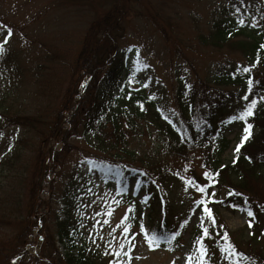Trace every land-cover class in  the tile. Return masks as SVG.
Returning a JSON list of instances; mask_svg holds the SVG:
<instances>
[{
    "label": "rangeland",
    "instance_id": "1",
    "mask_svg": "<svg viewBox=\"0 0 264 264\" xmlns=\"http://www.w3.org/2000/svg\"><path fill=\"white\" fill-rule=\"evenodd\" d=\"M231 1H128L126 10L129 16L122 23L119 46L129 51L128 63L137 83L129 86L128 79L123 85L160 101L162 106L160 114L154 109L146 112L140 122V135L129 138L125 148L134 155L133 165L142 168L147 163L156 162L158 167L177 176V180L168 181L167 187L160 191L165 202L162 203L164 214L176 223L174 229L177 227L179 238L176 242L150 247L145 240V232L149 233L152 228L148 224L149 209L144 202L145 187H138L137 177H130L125 189L119 192L114 183L100 179L93 187H87L82 225L73 238L75 247L83 244L89 247L101 256L102 264H114L113 248H118L121 243L124 244L121 253L131 246L130 260L123 254L119 257L123 264H189V257L191 264H199L201 253L197 249L202 238L203 210L194 201L201 199L203 194L196 191L190 180L198 183L202 175V154L195 152L191 162L171 157L155 158V154L161 151L160 139L171 127L166 118L178 114L174 103L178 88L186 87L197 79L208 80L219 65L244 63L239 51L226 45L218 50L207 41L213 31V22L220 16L218 9ZM257 1L264 0H243V4ZM97 14V7L79 0H0V40L7 34L2 22L13 26L5 51L0 54V100L5 99L1 102V110H6L3 115L0 113V252L8 247L23 224L30 225L31 222L32 227L24 250L7 264H62L60 259L68 253L70 244L59 242L54 235L56 222L63 220L59 201L53 203L51 211L45 209L49 186L62 171L56 168L54 173L45 172L37 193L41 207L36 217H28L27 214L31 205L29 189L37 157L44 148L42 141L50 134L57 113L62 110L70 81L69 68L80 55L87 29ZM147 16L158 24L153 25ZM155 26H162L165 35ZM134 60L138 63L134 64ZM87 80L84 78L83 86ZM82 91L79 89V96ZM78 99L75 98L76 101ZM243 100H246L245 95L230 102L218 118V131L229 142L228 149L221 156L223 163L230 162L235 156L236 145L244 135L243 126L236 120H230L236 109L243 105ZM71 113L63 114L66 119L60 126L61 130L68 129L66 122ZM9 118L16 124L7 122ZM105 131H110L109 122ZM70 143V154L62 158L64 176L80 168L89 154L104 156L86 135L81 140L72 139ZM60 147L55 139L45 144L46 151H59ZM82 173L85 176L87 171L82 169ZM216 192L214 187H208L206 200L211 201ZM129 207L131 212H128ZM216 211L230 233L241 232L244 240L254 237L264 254V220L258 218V222L251 223L244 209L216 207ZM44 216L46 228L41 227ZM184 217L187 223L183 225L180 223ZM140 221L147 223L145 232L140 230ZM151 222L156 224L157 219L151 218ZM126 227L128 233L125 234L123 230ZM109 243L112 247L108 246ZM75 250L72 251L75 253ZM207 260L204 258L203 264H208ZM210 264L231 263L215 250ZM245 264L264 263L248 261Z\"/></svg>",
    "mask_w": 264,
    "mask_h": 264
},
{
    "label": "trees",
    "instance_id": "2",
    "mask_svg": "<svg viewBox=\"0 0 264 264\" xmlns=\"http://www.w3.org/2000/svg\"><path fill=\"white\" fill-rule=\"evenodd\" d=\"M79 1L97 7L98 14L87 29L80 55L69 68L70 81L65 90L62 110L57 113L50 134L42 141L44 148L39 152L35 164L29 189L31 205L27 214L28 217H36L41 207L37 193L45 172L54 173L56 168H60L62 173L58 174L56 181L51 182L45 205V209L49 211L53 203L59 201L61 205L63 220L56 222L54 235L59 242L66 241L70 246L68 253L60 261L62 264H102L101 256L89 247L84 244L78 248L74 246L73 237L82 225L81 215L83 204L87 200V187H93L94 183L102 179L114 183L121 192L125 189L128 178L137 177V186L145 187L144 201L149 209L148 224L152 225L149 233L161 236L159 242L168 243L176 242L179 236L176 234L177 227L174 229L176 223L164 214V198L160 190L167 187L168 181L177 180V176L167 173L156 162L147 163L142 168L133 165L134 155L125 148L129 138L140 135V122L146 112L154 109L160 114L162 106L160 101L145 96L139 90L131 91L123 85L130 76L135 77L128 63L129 51L119 46L123 33L122 23L129 16L126 10L129 0ZM234 5L240 7L241 1L232 0L230 4L218 9L220 16L213 22V31L207 41L218 50L226 45L239 51L244 63L227 62L219 65L211 72L212 76L208 80L197 79L187 87L178 88L174 96L178 114L166 118L171 127L167 128L160 139L161 151L155 154V158L171 157L182 162H191L194 153L201 152L203 172L198 183L194 179L192 181L205 188L201 196L205 203L200 204L203 214L199 247H203L209 262L213 260L214 251L217 250L231 264H245L248 261L264 263L262 248L258 246L255 238L244 240L241 232L230 233L216 211V207L243 208L252 212V216L248 215L251 223H256L258 218L264 220V47H261L264 45V1L243 4L240 13L236 12ZM239 16L245 19L243 25L237 23ZM147 17L153 25L158 24L151 17ZM252 17L256 18L255 25ZM2 24L13 28L12 24ZM155 28L165 35L162 26ZM244 67H249L250 72L245 73ZM84 78L88 80L83 86ZM249 78L252 80L251 88ZM79 89L83 90L80 96ZM129 92L131 96L128 95ZM243 95L247 99L236 109V114L251 100L257 101L253 114L247 118V123L252 125L251 135L230 162L223 163L221 156L228 149L229 142L218 131V118L230 102L239 100ZM76 97H79L77 101ZM122 99L124 102H121ZM3 101L5 99L0 100L2 115L6 112L1 110ZM67 111L72 112L66 122L68 129L61 130L60 126L66 119L63 114ZM10 119L7 122L16 124ZM236 121L244 128L245 121ZM108 122L110 131H105ZM83 135L89 137L94 143L93 147H97L104 156L89 154L80 168L71 170L64 176L65 165L62 158H66L72 150L70 141L81 140ZM53 139L60 143V150L46 151L45 144ZM82 169L87 171L85 176ZM205 172L211 173V177H205ZM209 186L217 190L216 197L210 202L205 195ZM205 207L210 209V214L204 212ZM151 218L157 219L156 224H152ZM41 221V227L46 228V216ZM184 222L185 217L180 224L184 225ZM139 225L146 227L147 223L145 225L140 221ZM31 228V222L30 225L23 224L20 227L8 247L0 252V264H7L24 250ZM204 229L208 230V235H204ZM169 235L174 238H164ZM229 244L231 249L227 247Z\"/></svg>",
    "mask_w": 264,
    "mask_h": 264
},
{
    "label": "snow or ice",
    "instance_id": "3",
    "mask_svg": "<svg viewBox=\"0 0 264 264\" xmlns=\"http://www.w3.org/2000/svg\"><path fill=\"white\" fill-rule=\"evenodd\" d=\"M242 6H243V0H241V6L240 7H236L234 5L235 10H236L237 13H240L241 12V7ZM252 21H253V25H255L256 18L255 17H252ZM237 23L240 24V25H243L245 23L244 17L243 16H239L238 19H237ZM3 27L6 29L7 34L3 36L2 40H0V54H2L5 51V45L7 44L8 40H9V37L12 35V29L10 27H7L6 25L3 26ZM261 47H264V45H262ZM133 63L136 64V63H138V61L137 60H134ZM243 71L245 73L250 72V68L249 67H244L243 68ZM134 83H137V81L133 77L130 76L129 77V81H128V85L131 86ZM248 83H249V87L251 88V85H252L251 78H249ZM142 86L146 87L147 85L146 84H142ZM186 87H187V85H186ZM128 95L131 96V92H129ZM245 99H247V96H245ZM256 103H257V101L255 99L251 100L250 103H247L244 106V108H243L242 111H240L238 114L233 115L232 117H230V120H242V121H245L244 129H243L244 135L241 137L240 143L236 145V149H235L236 152H239V149H240L241 145L251 135L250 129H251L252 125L250 123H247V118L253 114V108L256 106ZM235 162L236 161L234 159L233 160V163H235ZM211 175L212 174L209 173V172H205L204 173V176L205 177H208V178H210ZM191 183L195 186V189H196L197 192H200V193H204L205 192V188L202 185L195 184L194 181H191ZM228 194L229 195H232L231 192H229ZM194 203L204 204L205 203V200H204L203 197H201V199L195 200ZM131 211H132V209H131V207H129L128 212H131ZM204 212L210 214V209H208L207 207H205L204 208ZM248 215L249 216H252V212L250 210H248ZM105 223H107V221H105ZM185 223H187V222L185 221ZM212 223L213 224L215 223L214 219L212 220ZM250 226H251V224H250ZM93 227H95V225H93ZM140 230H141V232H145V229H144V226L143 225L140 226ZM113 231H115V229ZM123 232L125 234L128 233V228L127 227L124 228ZM208 234H209L208 233V230L207 229H204V235H208ZM90 235H91V233H90ZM164 238L165 239H172L174 237L172 235H169V236L164 237ZM160 239H161V236L157 235L156 233H147V232H145V240L148 242V244H149L150 247L157 246ZM108 246L109 247H112L111 243H109ZM227 247L229 249L232 248V246L230 244ZM123 248H124V244L123 243H121L118 248H113V253L112 254H113V257H114V264H123V261H121L119 259V257L121 256V254H123L126 257H129V260L131 259V257L129 256V252L131 251V246L128 248L127 251L121 253V250ZM197 251L199 253H201V255L198 257L199 264H203V260L205 258L204 257L205 250L201 246V247H199L197 249ZM110 264H112V262H110ZM189 264H191V258L190 257H189Z\"/></svg>",
    "mask_w": 264,
    "mask_h": 264
}]
</instances>
